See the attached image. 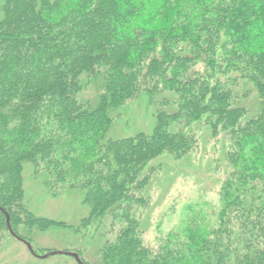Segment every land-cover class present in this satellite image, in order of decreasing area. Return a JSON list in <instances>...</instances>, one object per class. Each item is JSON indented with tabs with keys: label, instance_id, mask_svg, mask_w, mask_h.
Here are the masks:
<instances>
[{
	"label": "trees",
	"instance_id": "16d2710c",
	"mask_svg": "<svg viewBox=\"0 0 264 264\" xmlns=\"http://www.w3.org/2000/svg\"><path fill=\"white\" fill-rule=\"evenodd\" d=\"M138 97L151 131L108 137ZM201 127L222 138L218 200L146 245L163 158L178 166ZM26 164L88 213L31 211ZM0 207V240H18L7 213L38 258L37 234L64 227L84 264H264V0H0Z\"/></svg>",
	"mask_w": 264,
	"mask_h": 264
},
{
	"label": "rangeland",
	"instance_id": "374dc122",
	"mask_svg": "<svg viewBox=\"0 0 264 264\" xmlns=\"http://www.w3.org/2000/svg\"><path fill=\"white\" fill-rule=\"evenodd\" d=\"M126 106L128 108L121 110L113 121L108 137L119 138L138 131L150 132L153 128L154 110L147 105L144 97L128 100ZM208 133L205 127L198 129V146L188 156L174 159L175 165H178L176 167L165 156L162 171L152 177L158 176L150 187V199L143 209L145 230L142 238L146 245L157 246L160 236L177 225L186 204L217 202L218 186L225 174L220 162L223 144L222 138L219 137L216 142ZM24 178L26 203L35 214L75 225L88 213L79 192L66 190L58 196L51 195L42 187L40 180L33 177L29 164L24 167ZM67 232L64 227H53L37 234L33 246L49 254L42 258L31 254L25 244L18 240L1 239L0 264H77L71 256L51 254L53 251L75 248L74 236H67ZM80 245L84 246L83 243Z\"/></svg>",
	"mask_w": 264,
	"mask_h": 264
},
{
	"label": "water",
	"instance_id": "95a60500",
	"mask_svg": "<svg viewBox=\"0 0 264 264\" xmlns=\"http://www.w3.org/2000/svg\"><path fill=\"white\" fill-rule=\"evenodd\" d=\"M0 210H1V211H4L1 207H0ZM5 218H6V225H7V227H8V230H9L10 234H11L13 237H15L16 239H18L19 241H21L22 243H24L25 246L27 247L28 251H29L31 254L36 255V254L34 253V250H33L32 247H31V244H30L29 242L23 240V239L20 238L19 236H17V235L12 231V229L10 228L9 216H8L7 213H5ZM56 253H61V254H65V255L71 256V257H73V258L75 259V261H76L77 264H84V263L82 262V260L80 259V257L78 256V254L75 253V252H63V251H53V252H51V254H56ZM46 255H47V254H46ZM46 255H39V257L42 258V257H45ZM37 256H38V255H37Z\"/></svg>",
	"mask_w": 264,
	"mask_h": 264
}]
</instances>
